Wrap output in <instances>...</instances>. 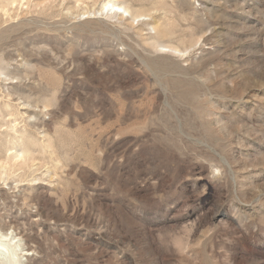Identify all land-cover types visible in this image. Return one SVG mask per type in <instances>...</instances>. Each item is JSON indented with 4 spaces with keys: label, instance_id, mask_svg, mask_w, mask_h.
<instances>
[{
    "label": "rangeland",
    "instance_id": "rangeland-1",
    "mask_svg": "<svg viewBox=\"0 0 264 264\" xmlns=\"http://www.w3.org/2000/svg\"><path fill=\"white\" fill-rule=\"evenodd\" d=\"M102 1L0 5V155L9 120L33 149L0 228L25 264H264V0Z\"/></svg>",
    "mask_w": 264,
    "mask_h": 264
},
{
    "label": "bare ground",
    "instance_id": "bare-ground-1",
    "mask_svg": "<svg viewBox=\"0 0 264 264\" xmlns=\"http://www.w3.org/2000/svg\"><path fill=\"white\" fill-rule=\"evenodd\" d=\"M15 2H16V0H0V5L1 6H9ZM159 2L162 3V6L161 7L156 6V7H154V9L155 10L166 9V5L168 4L167 0H160ZM6 9H8V8L6 7ZM98 13H100L101 15L108 17L110 19H114L117 16L121 19H128L127 15L130 14V9L128 7H126L119 0H103L100 7L96 11H89L88 12V14H94V15H96ZM143 15L144 14H140V13L133 14L130 18L131 24L132 25L137 24L139 26L140 25V17H142ZM156 19H157V17H155V21H158ZM160 26H161L160 24H157V26H154V28L158 29L161 37L167 36L166 31L162 30L160 28ZM159 46H161V45H159ZM162 46L163 47L165 46L166 48L170 47V46H166V45H162ZM170 48H172L173 51L176 50V52H178V51L182 52L181 50H179L176 47L171 46ZM8 96H10V95H8ZM9 104L10 103H5L6 108H7V106L10 107ZM2 105H3V103H2ZM6 108H5V110H6ZM0 109H2V108H0ZM16 111H17V109H16ZM8 113H7V115H8ZM4 119H5V117H4ZM6 123H4V124H6ZM11 131L14 132V135H13V132L11 133ZM6 132L4 133L5 140L2 143V146H4L5 152L3 153V156L0 155V159H2V160H0L1 161L0 167H3L5 169L10 170L11 168H16L18 166H23V165L27 164L30 155H32V153H33V149H31L29 146H25V145H28L29 142L27 141L28 142L27 143L26 141H24L25 138H27L26 136L23 140L24 131L18 130L17 129V123H13L12 121L9 120V122L7 123V127H6ZM25 133H26V131H25ZM26 134H29V133H26ZM27 136H29V135H27ZM29 141H31L30 144L32 146L34 144L36 145L38 142L35 139H32V140L30 139ZM17 146H21V148H18ZM0 153H2V152H0ZM4 155H5V157H4ZM30 251L31 250H27V252H26L25 248L23 247V245L21 243V239L19 238V236L16 233H14L12 228H10V229L0 228V264H25L24 263V257L26 256L27 253H30Z\"/></svg>",
    "mask_w": 264,
    "mask_h": 264
}]
</instances>
